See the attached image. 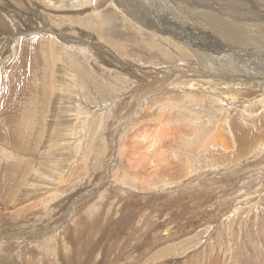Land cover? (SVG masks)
Returning a JSON list of instances; mask_svg holds the SVG:
<instances>
[{
  "label": "bare ground",
  "instance_id": "1",
  "mask_svg": "<svg viewBox=\"0 0 264 264\" xmlns=\"http://www.w3.org/2000/svg\"><path fill=\"white\" fill-rule=\"evenodd\" d=\"M38 1H40V3L44 6L61 11L62 7L60 0ZM63 1L69 3L68 0ZM115 1H117L116 8L111 6L112 1L110 2V0H74V5L70 6V9H74V12H72L74 14L79 13L78 15L81 18L76 20V23L78 24L77 26L84 31L90 32L88 34L82 32H76L73 35L67 34V32L70 33L71 31L69 27H67V30L53 28L42 30V32H46L48 29H51L55 32L52 33V36H57V41L59 42V46L62 51L65 50L67 53L68 46L70 49L76 48L79 55L83 57L84 64L86 65V67L80 69V74L75 72L73 73L65 66L62 59H60V50L55 49V46L53 45L54 43L51 42L52 39L50 37L40 41H33L32 39L24 37L23 43L21 44L22 47H20L19 50H15V52L19 51L18 61L11 63V66L9 67L10 72L8 71V68L5 71H8L9 73V75H7L9 85L13 86L15 84V77H19L21 72L25 70V60L27 57L32 56L33 64H36V66L41 65V67H43L41 68L43 73H49L50 61L45 57L42 61H40L39 55L41 54L43 56L44 54H51V56L53 55L56 59L57 63L54 66V68H56V72L55 74H52L55 75L53 77V81L57 88V94H54L56 96L53 100L51 99V104L49 103V109L51 108V110L48 111L50 115H47V118L51 120V123L48 125L44 124L42 128L41 123H37L38 127H36L34 122L33 124L28 122L30 120L29 117L32 118L33 114L31 116L28 115V117L17 116L18 118L11 114V116L7 118L9 131L5 134V141L8 142L12 154H14L16 150L22 154L24 152H31L35 149V146H25L22 144L21 136L23 132L34 131L35 136L45 133L46 138L44 139L43 144L44 152L42 151V154L37 157L38 162L33 173L41 170L40 167L43 158L46 155L51 156L55 155V153L56 155L60 154V160H62L63 165L61 166V173L58 176V182L56 185L60 187L65 194L63 199H65L71 192H73L71 198H75L72 203L74 213L69 217V220L72 219L71 227H66L63 228V231L55 232L57 228H52L57 226L60 221L59 223L54 221L53 223L46 222L43 225H35L34 223L45 219L44 211H41L36 207L35 211L26 213L27 210H15L14 208L18 206V204H12V196L15 193V188L12 187L13 185L15 187L17 183H20L22 178L23 182L25 181L27 172L25 177H22V173L25 168L18 169L5 164L4 162H0V194L3 195L2 197L4 199V201L0 200V210H4V212L6 211L5 213H0V237L1 234L8 231L16 232L17 235L26 237L27 240H21L23 247H26L34 244L36 241L45 236L44 242L35 244L37 248H40V252H28L27 257L24 258L22 264H48L49 262L52 264H87V262H84L82 258L84 254L83 250L88 245L93 244L95 246L94 252H96L104 245L107 239L108 242L104 246L105 251L112 252L115 240L111 239L112 236L109 235L114 234L112 233L113 231L109 230L103 233L100 229L96 230L95 227L91 225L89 220L90 217H93L95 224L100 221L101 215L96 214V212L100 213L103 210V205H97V201L94 199L102 196V191L107 186L111 173L118 175V177L121 178L119 183L124 182V184L131 186L133 189H135L138 182H140L142 183V189L153 190L160 184H164L166 181H175L188 176L186 172L185 160L183 157L179 156L176 151L180 149V146L184 145L187 147V150L183 151L184 154L187 151H191V156H187V159H194V161L200 159V154L195 156L197 149L191 150L190 147L195 144L197 140H199L200 135L202 134L200 130L203 128H206L207 132H210L211 130V132L206 134V137L204 138L206 142L205 144L207 147H217L214 152L210 153L214 157L221 154L219 156V160L222 162V166L223 160L224 163L227 161L229 163H234L237 160V157L246 154L249 150H252L251 148L256 146V141L259 138H264V121L260 118L252 117V114L243 117L246 120L245 121L239 120L240 115L233 113L227 121V126H217L215 129L213 126H208L207 121L206 123L199 121L190 125V122L197 119V116L193 115L191 112L196 111L198 108H203L207 104L206 102L213 106L215 105V107H219L217 106L218 104L222 106L219 108L225 107V110H227V108H234L235 103H243V107L248 104L247 100L244 99L249 96L248 92L252 91L247 86L248 84L246 85L248 81L246 83L245 81L243 82L239 78V74L242 75V73H244L246 74L245 76H249L247 78L253 76L250 75L253 72L252 67H250L252 63L249 62L250 57L252 56L253 58L255 56V59L257 58L259 61L262 60L261 62L263 63L264 44L259 42L260 45L257 47L258 42H256V46L252 45L253 50L247 52L245 51L246 53L244 54L241 53L245 55L243 58L244 62L238 59L240 55L237 51L238 49H231L229 46L237 48V46L240 44L243 45L244 42L249 40V35L246 36L247 34H245L246 28L242 27L244 24L237 20L236 15L243 17V12L246 9L249 10L251 8L257 11V15L253 14L251 17L255 15L258 17L262 16L263 20L264 15L260 12L262 10L261 7L247 6L248 1L245 0H227V2L235 4L234 7H229L230 9L227 7H218L216 0H213L210 5H206L207 0H167L168 6H164L166 4V0ZM255 2L260 5L258 0H255ZM9 5L10 4L5 6L8 8ZM237 5L241 8L237 7ZM109 6L118 12L120 11V8L121 11L125 13L124 15L128 20L138 23L140 28L137 32L141 36L145 35L141 30H150L148 25L152 26L153 21L156 18L167 16L170 21H174L175 27L167 30L166 34L168 39L167 41H164V43H162L159 39L155 41V38H153L154 43H152V41L147 37H143V41L148 42L145 43V45L150 48V50L155 49L157 52L164 55V57L158 58V61L163 60V62L166 61L167 63H170L171 61L174 62V60H177L182 68L174 70L170 66H165L163 69H160L155 64L158 62L157 61L149 64L151 68L148 67L142 69L141 67V71L139 66L132 64V62L129 61L125 55H122L124 60L120 59L121 55L119 56L115 53L118 52V50L115 52L109 50L106 42H110L107 44H114L115 47L118 46V43L109 37H107L108 40H105L104 38L100 39L99 33L93 32L95 29L93 26L99 27L98 25L102 22L105 23L107 21L106 18H108L107 12L114 11L107 9ZM169 6L174 7L175 10L172 12L166 11L169 9ZM182 7L185 8V11ZM1 12H3V9L0 11V34L1 32H6L4 30L7 28L5 25L7 14L4 15ZM135 12L138 14V18L141 21H136ZM148 13L152 21L147 16ZM182 15L190 17V19L186 21L184 17L181 18ZM8 16L9 18L11 17L10 15ZM195 16L198 20L194 19ZM69 20L70 22L73 21L72 18H69ZM257 20L259 19H256L255 21ZM95 21L96 23L98 21V23L96 24ZM202 22L205 23V26L208 28L209 32L212 33V35L220 37L221 41L224 42L223 45H220L221 41L215 40L213 38L214 36H211V33L201 34L198 24H202ZM254 24H256L253 25L255 30L264 27L261 23ZM6 30H8V28ZM171 30L180 32L178 39H176L175 35L171 33ZM0 37L2 38L3 35ZM1 40H3V42L6 41L3 38ZM139 40L142 39L133 38L130 41H133L136 45ZM207 40L210 41L209 47L205 46L208 42ZM252 40L255 41V38L253 37L251 41ZM73 45H76L77 47H73ZM161 45H163L165 49L164 51L163 48H158V46ZM5 48L6 46L1 48L0 57L3 49H8ZM183 48H187L188 50H183ZM255 51L260 52L255 54ZM119 53H122V50H119ZM140 59L143 58L141 57ZM187 59L195 65V69L189 70L186 68L187 66L185 67L187 64L186 61H188ZM253 66L254 70L257 71L259 70L258 66L264 65L255 63ZM126 69H128L129 72H134L136 77H141L143 82H145V86L140 90V96L135 99L136 103L132 107L134 115L131 118H129V115L124 117L125 123L122 125V128L126 130L124 135H121L120 131H117L115 134L108 131L107 139L104 140V138H102L100 143H95L94 145H91L92 141L89 138L88 143L91 147H88V154L93 152L91 154V159L94 162L96 161L95 167L97 169V181L92 184H89L88 181L84 188L75 191V186H73L71 182L73 178L78 176L77 174L76 177L71 176V166L67 163V161L75 159L76 154L82 152L84 149L82 147L84 137H79L77 134H74V137H71V129L75 123H77V129L78 126L83 129L86 122L81 118L85 107L84 104H82L80 100L78 101L75 94L71 96L69 93V89L73 85L71 82V76L74 74L86 83L98 80V85H94V90L96 91L94 96L89 93L88 96H82L80 98L82 100L89 99L88 104L91 109L86 107L90 114V117L87 120L88 122L93 114H100L102 116L107 113L108 116H110L112 107L120 109L125 105L123 100L131 98L132 93H130V89L124 88L121 85H119L118 88L113 86L114 81L120 77L121 73H125ZM241 85H245L247 88L241 90L239 89ZM254 89V91L257 92L259 88L254 87ZM83 90H88V87L85 86L84 89H79V91ZM125 93L127 94L125 95ZM101 102L103 103L100 104ZM154 106H158L154 117L158 119V125L151 127L148 124L139 123L140 121L149 120V118L145 115L147 111ZM189 106L193 107L191 111ZM142 108H145L146 111L141 112L140 109ZM45 111L46 110L43 108L41 122L43 118H45ZM215 112V114H217L218 110ZM165 113L168 114L166 115ZM247 113H250V111H247ZM221 118L223 119V116ZM20 121L23 122L22 125L19 124ZM116 123L117 119L115 117H111L109 123L110 128ZM27 124H29V128L27 127L28 130L25 129ZM38 129H41V131L38 132ZM43 129H45V132H43ZM102 130L103 127H101V131ZM258 131L259 133H257ZM257 135L259 137H257ZM114 138H116V141ZM107 142H109L107 146L109 149L108 151H106L107 149L105 148ZM148 149H150V154L147 151ZM105 151L106 153L108 152V155H105V158H103ZM88 163H90V160H88ZM146 164L152 166L154 170L152 172L147 171L145 167ZM81 167H85L81 174H87V163L83 162ZM17 173L18 179L15 181L14 179H16L17 176L15 178L13 177ZM159 177H165L166 180L160 181ZM27 183L30 190L22 192L18 201L22 202L26 197L36 198V194L39 195L42 192L39 188L42 184L39 175H33ZM7 204H10L11 208H8ZM64 206L65 203H62L61 207ZM95 214L96 216H94ZM34 220L35 222L31 224L30 222ZM146 221V223L141 224V228L152 227L154 228L152 232L155 234L158 231V225L153 222L152 219ZM123 222L124 221L119 220L113 224L119 225ZM29 227H34L35 232L27 233L26 231V233L23 234L22 231L27 230ZM124 227L125 230H130L129 226L125 225ZM116 233L122 234L120 231H116ZM132 233L135 234V231H132ZM57 235L61 236V238L54 241V238ZM161 236L163 238H160V240H158V238L157 242L162 239H164V241H161V245L151 248V255L161 250L160 247L168 244V241L166 240L167 235ZM141 238L143 237L138 233L137 240ZM175 239L176 238H173L174 241ZM68 244L71 248H73L72 252L67 251ZM16 245L15 240H0V252L10 251ZM126 246V242L124 244L120 243L116 249L115 254L118 255H115L116 258L125 257L126 259H130L128 263L125 262L123 264H142V257L135 255V251L131 252V247L129 248ZM146 251L145 253H148ZM145 253L143 255H145ZM110 254L111 253H109V256ZM4 261L5 259L0 258V264H4ZM111 264H118L117 259L112 261ZM157 264L180 263L164 261L161 263L158 262Z\"/></svg>",
  "mask_w": 264,
  "mask_h": 264
},
{
  "label": "rangeland",
  "instance_id": "2",
  "mask_svg": "<svg viewBox=\"0 0 264 264\" xmlns=\"http://www.w3.org/2000/svg\"><path fill=\"white\" fill-rule=\"evenodd\" d=\"M60 1L62 7L61 11L44 6L38 0H0V11L3 9V12L1 13L4 15L7 14V22L5 21V25L8 28V30L5 28L4 31L6 32H1L0 34V36L3 35L2 38L6 40L3 42L0 37V51L3 46L8 48L7 50L3 49L0 57V162H4L5 164L18 169L25 168L22 177H25L27 172L25 181L23 182L22 178L20 183H17L15 187L14 185L12 187L15 188V193L12 196V204H18L14 209H20L22 211L27 210L26 213H29L35 211L37 207L45 212V219L34 224L43 225L46 222L53 223L54 221H57L59 223L60 221L57 226L52 228H57L55 232L63 231V228L66 227H71L72 219L69 220V217L74 213L72 203L75 198H71L73 192L63 199L65 194L62 189L56 185L58 182V176L61 173V166L63 165L62 160H60L61 155H56V153L51 156L46 155L43 158L40 167L41 170L33 173L37 166V157L40 156L43 151L44 139L46 138L45 133L35 136L34 131L23 132L21 136L22 144L25 146H35V149L31 152H24L22 154L17 150L14 154L11 153L10 146L8 142L5 141V134L9 131L7 118H9L11 114L16 117H28V115L31 116L33 114L32 118L29 117L30 120L28 122H31L32 124L34 122L36 127H38L37 123H41V128L44 124H50L51 120L47 118V115H50L48 111L51 110V108L49 109V105L56 96L54 94H57V88L53 81L56 72L54 66L57 62L51 54H44L43 56L41 54L39 55L40 61H42L44 57L50 61L49 73H43L41 70L43 67H41V65L36 66V64H33L32 56H29L25 60V70L21 72L19 77H15V84L13 86L9 85V82L7 81V75H9L8 71L10 72L9 67L11 66V63L18 61L19 51L15 52V50H19V48L22 47L21 44L23 43L24 37L32 39L33 41H40L50 37L52 39L51 42L54 43L53 45L55 46V49L60 50V59H62V62L70 71L80 74V69L86 67L83 57L79 55L76 48L70 49L68 46V52L66 53L65 50L62 51L60 48L57 36H52V33L55 32L51 29L42 32V30L47 28L67 30V27H69L71 31L70 33L67 32V34L70 35H73L76 32H82L85 34L90 33L77 26L78 24L76 23V20L81 17L78 15L79 13H72L74 12V9H70V6L74 5V0H68L69 3L64 2L63 0ZM111 1V6L116 8L117 1L110 0V2ZM212 1L213 0H207L208 4L206 3V5H210ZM245 1H248L247 6L261 7L262 10L260 12L264 15V0H258L260 5L257 4L255 0ZM216 3L220 8H231L235 6V4L227 2V0H216ZM8 4L10 5L7 8L5 5ZM164 6H168L167 0ZM237 7L241 8L238 5ZM182 8L185 11V8ZM107 9L114 11L107 12V21L105 23L102 22V25H98L99 27L93 26L95 28L93 32L99 33L100 39L104 38L105 40H108L107 37H109L118 43V46L115 47L114 44H107L110 42H106L109 50H112L113 52L118 50V52L115 53L119 56L121 55L120 59L124 60L122 55H125L132 64H136L140 69L141 67L142 69L148 67L151 68L149 64L157 62L158 58L164 57V55L157 52L155 49L150 50V48L145 45V43L148 42H144L143 37L149 38L152 43H154L153 38H155V41L159 39L164 43V41H167L168 39L166 34L167 30L175 27L174 21H170L167 16L156 18L154 19L152 26L148 25L150 30H141L143 34H145L141 36L137 32L140 25L135 21L128 20L124 15L125 13L121 11L120 8L119 12L112 9L110 6ZM174 10V7L169 6V9L166 11L172 12ZM243 13V17L236 15V18L240 23L244 24L242 27L246 28L247 33L245 32V34H247L246 36L249 35V40L244 42L243 45L240 44L237 48L232 46L229 47L235 50L238 49L237 51L240 55L239 58H237L244 62L243 58L245 55L243 54L247 51L253 50L252 45L256 46V42H258L257 47H259L260 43L264 44V27L256 30L253 27V25H256L254 23H261L264 26V19L262 20V16L260 15V17L256 16L257 11L251 8L249 10L246 9ZM253 14L256 15L251 17ZM8 15L11 17L9 18ZM88 16L91 17L90 15ZM135 16L136 21H141L136 12ZM147 16L152 21L149 13ZM182 17H184L186 21L190 19V17L184 15H182L181 18ZM69 18H72L73 21L70 22ZM194 19L198 20L196 16ZM256 19H259L260 21L257 20V22L255 21ZM198 27L201 34L211 33L203 22L202 24H198ZM171 33L175 35L176 39H178L180 32L171 30ZM211 36H214L213 38L215 40L221 41L220 37L212 35V33ZM253 37L255 38V41H251ZM133 38H140L142 40L137 41V44L135 45L133 41H130ZM100 41L105 43L102 40ZM223 44L224 42L221 41L220 45ZM74 46L77 47L76 45H73V47ZM205 46L209 47L210 41H208ZM158 48H163V51L165 50L163 45L158 46ZM119 50H122V53H119ZM183 50L188 49L183 48ZM259 52L260 51H255V54ZM141 57L143 59H140ZM258 61L257 58L255 59V56L253 58L252 56L250 57L249 62H252L250 67H252L253 72H248L253 76L247 78L249 76H245L246 74H239V78L243 82L245 81L246 83L248 81L246 85L248 84L247 86L252 91L248 92L249 96L244 99L248 102L245 107H243V103H235L234 108H227V110H225V107L219 108L222 106L218 104L217 106L219 107H215V105L213 106L205 101L207 104L203 108H198L196 111L191 112L193 115L197 116V119L190 122V125L199 121L204 123L207 121L208 126H213L214 129L217 126H227V121L233 113L240 115V118L238 117L239 120H245L243 117L252 114V117L260 118L264 121V66H258L259 70L257 71L253 68V64L258 63L259 65H264V62L262 63V60ZM172 62L173 61L167 63L166 61L163 62V60H159L155 64L160 69H163L165 66H170L174 70L182 68L177 60H174L176 64ZM186 62L188 64L185 65V67L187 66L186 68L189 70L195 69V65L192 62L189 60ZM7 68L8 71L5 72ZM125 71V73H121L120 77L114 81L113 86L118 88V86L121 85L124 88L130 89V93H132L131 98L124 99L123 102L125 105L120 109L112 107L110 116H108L107 113L102 116L100 114H93L88 122L87 120L89 119L90 114L86 107L90 108L88 104L89 99L82 100L80 98L82 96H88L89 93L94 96L96 92L94 90V85H98V80L86 83L74 74L71 76V82L73 85L69 89V93L71 96L75 94L78 101L80 100L82 104H84L85 107L81 118L86 122L83 129L79 126L77 129V123H75L71 129V134L73 135H71V137H74V134H77L79 137H84L82 143L84 149L82 152H79V154L77 153L75 159L67 161L71 166V176L76 177V174L78 176L73 178L71 182V184L75 186V191L84 188L88 181L89 184L97 181V169L95 167L96 161L94 162L91 159V154L93 152L88 154V147H91L88 143L89 138L92 141L91 145H94L95 143H100L102 138H104V140L107 139L108 131L113 134L120 131L121 135H124L126 133V130L122 128V125L125 123L124 117L129 115V118H131L134 115L132 107L136 103L135 99L140 96V90L145 86V82H143L141 77H136L134 72H129L128 69ZM85 86L88 87V90L79 91V89H84ZM254 87L259 88V92L254 91ZM244 88L247 87H245V85L239 87L241 90H244ZM126 94L127 93H125V95ZM102 103L103 102L100 104ZM189 107L191 111L193 107ZM43 108L46 111L44 115L45 118H43L41 122ZM157 109L158 106L150 108L145 115L149 120L140 121L139 123H145L151 127L157 126L158 119L154 118ZM217 110L218 112L215 114V111ZM140 111L144 112L146 109L142 108ZM247 111H250V113H247ZM165 114L167 115L168 113ZM222 116L223 119L221 118ZM111 117H115L117 123L110 128L109 123ZM19 124L22 125L23 122L20 121ZM27 125L25 126L26 130L29 128V124ZM101 127H103V132L101 131ZM39 131H41V129H38V132ZM200 131L202 132L200 138H202H199V140L190 147L191 150L197 149L195 156L200 154V159L195 161L194 159H187V156H191V151H187L184 154L183 151L187 150V147L184 145L180 146V149L176 151V153L185 160L188 176L184 178L175 181H166L164 184H160L156 189L145 190L141 188L142 183L140 182H138L135 189L124 184V182L119 183L121 178L118 177V175L111 173L109 182L102 191V196L104 197L100 196L102 198L98 197L94 199L97 201V205H103V212H96V214L101 215L100 221L95 224L93 217H90L89 220L96 230L100 229L103 233L109 230L113 231L112 233L114 234H110L109 236H112L111 239L115 240V245L112 247V252L105 251L104 246L108 242V239L96 252H94L95 246L93 244L88 245L83 250L84 254L82 258L84 262H87V264H111L112 261L117 259L118 264H123L125 262L128 263L130 260L129 258H116L115 256L117 255L115 254L116 249L120 243L124 244L126 242V247H131V252L135 251V255L142 257V264H145V262L146 264H157L158 262L161 263L164 261L171 263L179 262L180 264H264V138H259L256 141L257 144L255 143L256 146H253L251 148L252 150H249L246 154L237 157V160L234 163H229L228 161L224 163V160L222 159V166V162L219 160L221 154L214 157L210 153L214 152L217 147H207L205 144L206 142L204 138L206 137V134L211 132V130L210 132H207L206 128H203ZM43 132H45V129H43ZM257 133H259V131ZM257 137L259 136L257 135ZM1 139H4L3 142ZM114 139L116 141V138ZM108 144L109 142L106 143V151L109 150L107 148ZM106 151L103 154V158H105V155H108V152L106 153ZM147 151L150 154V149ZM87 159L90 160V163H88ZM83 162L87 163V174L82 175L81 173L86 167H81ZM145 167L149 172L154 170L150 165L146 164ZM33 175H39L40 181H42L39 188L42 192L39 195L36 194V198L26 197L22 202L18 201L22 192L30 190L27 181ZM16 176L17 178L14 179L15 181L18 179V173L15 174L13 178ZM159 180L165 181L166 178L159 177ZM2 196L3 195L0 194V200L4 201ZM62 203H65L64 207H61ZM7 206L8 208H11L10 204H7ZM2 212L5 213L6 211L4 212V210H0V213ZM96 214L94 216H96ZM149 219H152V221L158 225V231L155 234L152 232L154 229L152 227L141 228V224L146 223V220ZM119 220L124 222L119 225L113 224ZM33 222H35V220L30 223L33 224ZM125 225L129 226L130 230H125ZM26 231L27 233H33L35 232V228L29 227L27 230L22 231V233L25 234ZM116 231H120L122 234L116 233ZM132 231H135V234H137H133ZM138 233L143 238L137 240ZM161 235H167L166 240L168 241V244L160 247L161 250L151 255V248L161 245V241H164V239H162L157 242L160 238H163ZM60 238L61 236L57 235L54 238V241H57ZM173 238H176L175 241ZM22 239L27 240L25 236L17 235L16 232L12 231L1 234L0 240H15V243L17 244L10 251L0 252V258L5 259L4 264H22L24 258L27 257L28 252L39 253L40 248H37L35 244L44 242L45 236L34 244L26 247H23L21 242ZM139 241L142 242L140 243ZM67 251H73V248H71L69 244L67 245ZM145 251L148 253H145ZM109 253H111L110 256ZM144 253L145 255H143ZM48 264L52 263L49 262Z\"/></svg>",
  "mask_w": 264,
  "mask_h": 264
}]
</instances>
